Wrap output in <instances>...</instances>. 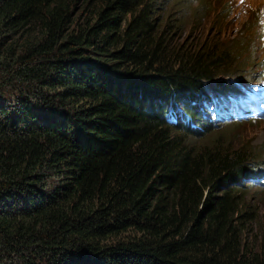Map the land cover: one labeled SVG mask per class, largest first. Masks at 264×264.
<instances>
[{
  "label": "trees",
  "instance_id": "16d2710c",
  "mask_svg": "<svg viewBox=\"0 0 264 264\" xmlns=\"http://www.w3.org/2000/svg\"><path fill=\"white\" fill-rule=\"evenodd\" d=\"M215 4L0 0V264H264V144L164 118L264 76Z\"/></svg>",
  "mask_w": 264,
  "mask_h": 264
},
{
  "label": "rangeland",
  "instance_id": "374dc122",
  "mask_svg": "<svg viewBox=\"0 0 264 264\" xmlns=\"http://www.w3.org/2000/svg\"><path fill=\"white\" fill-rule=\"evenodd\" d=\"M206 1L209 2L212 0ZM213 1L216 2L215 6L218 9L221 8L223 13H225L223 22H225V18H228L227 22L223 25L225 27L224 35H227L226 39L239 33L240 27H244L246 30L250 29V32L246 33L244 39L241 41L249 43L250 47L253 46L252 50L255 52L252 50L246 51L245 53L243 50L240 51L238 60L241 62L237 61L236 66H242V68H239V71L246 73L243 76L258 73L261 68H264V64L260 63L264 59V0ZM199 32L198 26L183 28V31L178 30L172 33L170 42H187L197 45L200 40ZM205 35L209 38L212 37L210 30H207ZM170 46L173 47L174 45L170 43ZM190 48L193 49L192 47ZM254 54H256V59L253 56ZM254 117V121L231 122L220 126L216 124L214 128L229 129V132L236 136L233 137L232 141L239 140L241 146L246 145L248 148L258 151V147L264 144V113H255ZM259 164L264 167V160L261 159ZM251 182L249 180V183ZM252 187L258 193L257 195L254 194V198H256L254 205H256L257 210L259 209L260 220L264 222V187L260 186V189L255 186ZM253 189L252 192L254 191Z\"/></svg>",
  "mask_w": 264,
  "mask_h": 264
},
{
  "label": "bare ground",
  "instance_id": "6f19581e",
  "mask_svg": "<svg viewBox=\"0 0 264 264\" xmlns=\"http://www.w3.org/2000/svg\"><path fill=\"white\" fill-rule=\"evenodd\" d=\"M261 63V62H260Z\"/></svg>",
  "mask_w": 264,
  "mask_h": 264
}]
</instances>
